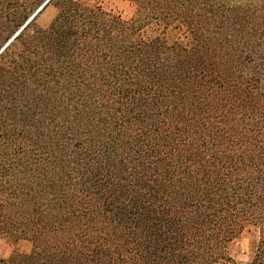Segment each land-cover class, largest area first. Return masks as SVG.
<instances>
[{
	"label": "trees",
	"instance_id": "obj_1",
	"mask_svg": "<svg viewBox=\"0 0 264 264\" xmlns=\"http://www.w3.org/2000/svg\"><path fill=\"white\" fill-rule=\"evenodd\" d=\"M123 1L0 0V264H264V0Z\"/></svg>",
	"mask_w": 264,
	"mask_h": 264
},
{
	"label": "rangeland",
	"instance_id": "obj_2",
	"mask_svg": "<svg viewBox=\"0 0 264 264\" xmlns=\"http://www.w3.org/2000/svg\"><path fill=\"white\" fill-rule=\"evenodd\" d=\"M84 1V0H81ZM101 3L102 7L107 11H112L121 15L123 19H129L135 14V8L123 0H96ZM56 9L48 6L38 16L36 25L46 28L53 17L56 15ZM252 242V236L244 234L234 240L227 249V255L230 259L224 264H246L249 256V248ZM31 245L25 240H17L10 237L0 236V257L9 258L13 255H23L30 252Z\"/></svg>",
	"mask_w": 264,
	"mask_h": 264
}]
</instances>
